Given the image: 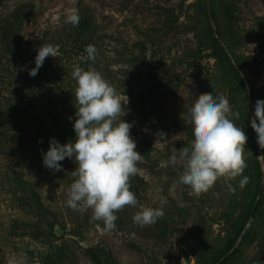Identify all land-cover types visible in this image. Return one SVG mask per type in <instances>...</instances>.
Here are the masks:
<instances>
[{
    "label": "rangeland",
    "instance_id": "1",
    "mask_svg": "<svg viewBox=\"0 0 264 264\" xmlns=\"http://www.w3.org/2000/svg\"><path fill=\"white\" fill-rule=\"evenodd\" d=\"M210 2L230 62L214 37L207 0H5L0 5V85L11 81L6 59L16 49L33 55L42 44L78 45L75 29L85 22L97 30L91 41L97 61L89 66L109 69L113 87L122 85L116 80L131 79L132 98L122 119L133 125L135 151L143 156L129 181L138 203L117 211L115 229L106 231L83 202L79 210L67 206L74 160L66 158L63 170L53 172L42 164V150L49 146L20 141L2 148L0 170L30 186L0 180V264H214L236 243L257 196L256 160L260 206L224 264H264V149L257 150L249 119L256 101L264 100V0ZM73 13L79 16L75 26L67 22ZM17 19L22 23L12 26ZM59 65L66 66L63 60ZM204 94L226 97L239 112V119L230 118L248 138L243 175L250 181L243 189L241 177H221L199 196L178 183L184 166L170 158H179L194 141L189 108ZM28 199L39 202L42 213ZM141 206L162 207L165 215L139 226L132 218Z\"/></svg>",
    "mask_w": 264,
    "mask_h": 264
},
{
    "label": "clouds",
    "instance_id": "2",
    "mask_svg": "<svg viewBox=\"0 0 264 264\" xmlns=\"http://www.w3.org/2000/svg\"><path fill=\"white\" fill-rule=\"evenodd\" d=\"M67 22L73 26L79 22L78 14H70ZM58 46L42 44L37 49L35 67L29 71L35 77L49 56L56 58ZM89 60H95L97 49L94 45L85 48ZM76 80V101L78 108L73 122L75 141L61 144L50 138L49 148L42 150V164L53 172L63 170L62 161L74 160L77 167L75 177L68 191L67 206L79 210L80 202L92 210L93 220H102L106 231L115 229V214L124 206H136L138 201L130 190V177L138 172V163L143 156L135 151L137 145L131 136L133 125L122 119L127 115L125 107L128 97L121 95L94 68L87 70L75 67L72 72ZM230 117L239 119L226 97L207 94L197 97L189 108V120L194 127V141L183 148L179 158L174 154L173 165L183 163L184 171L178 183L199 196L208 192L221 177H241L239 187L243 189L250 178L243 175L247 168L245 145L247 136ZM251 128L257 134V143L264 149V100L255 103ZM160 139L164 140L161 133ZM42 143V141H38ZM230 191L235 189L229 185ZM165 215L162 207L141 206L133 216L139 226L155 224ZM11 264V262H10ZM15 264H23L17 261Z\"/></svg>",
    "mask_w": 264,
    "mask_h": 264
},
{
    "label": "trees",
    "instance_id": "3",
    "mask_svg": "<svg viewBox=\"0 0 264 264\" xmlns=\"http://www.w3.org/2000/svg\"><path fill=\"white\" fill-rule=\"evenodd\" d=\"M4 1L5 0H0V5ZM212 17L214 21V15H212ZM21 23L22 19H17V23H13L12 26H16V24L20 25ZM80 23H83V20H80ZM83 24L84 26L80 24V28L77 27L75 29V34L78 33L81 39L79 44H71L68 40V44H61L58 47L59 56L45 59L43 66L39 69L35 77H31L29 71L35 67L34 61L38 48L33 55L19 53L18 48L15 51L16 54L13 53L11 60L6 59V63L8 65L10 64L9 76L11 77V81L6 85H2L3 82H1L0 85V150L4 147H8L9 150L13 147L14 142L20 141L26 146L27 144H32L33 147H46L49 146V140L53 137L61 144L75 141V138L69 139V137H75L73 122H70L69 117L75 118L74 113L76 108H78L75 96L77 83L72 77V72L75 67H80L85 70L90 68L89 61L93 60L88 59L85 48L91 44L93 34L97 33L94 27L91 29L85 22ZM15 34L16 32L12 37L11 43L16 42ZM217 45L226 60L230 62V57L224 46L218 41ZM6 47L8 51L12 50L11 44ZM12 60H15L13 65L11 64ZM62 60L66 65L63 68L59 65ZM94 61L96 62L97 59ZM92 68L102 73L103 77L109 83L114 84L113 76L111 75L112 72L109 71V69L98 68L95 65ZM234 71L239 77V73L235 68ZM118 82L122 83V85L114 86L117 92L122 95L125 94L129 99L132 98L131 94L133 88L131 86V79H129V77H123L122 79L116 80V83ZM119 88H122V90ZM38 141H42V143ZM256 165L259 182L258 195L261 189V168L257 160ZM4 179L9 180V185L13 187H19L21 183L30 186V182L25 181L26 179L13 178L10 174H7L6 171L0 170L1 182ZM32 195L35 197L34 192H32ZM27 203H30V206H32L34 210L42 213V206L39 202L28 199ZM253 204L248 208L247 214L243 219L241 225L242 231L250 217L256 214L260 206V202L258 201L256 207L252 210ZM224 254L221 255L219 259H221ZM231 256L232 253L229 254L221 264H224Z\"/></svg>",
    "mask_w": 264,
    "mask_h": 264
},
{
    "label": "water",
    "instance_id": "4",
    "mask_svg": "<svg viewBox=\"0 0 264 264\" xmlns=\"http://www.w3.org/2000/svg\"><path fill=\"white\" fill-rule=\"evenodd\" d=\"M207 15H208L209 21H210V23H211V25H212V28H213V34H214V37H215V39L221 44L220 37H219V35H218L217 31H216V28H215V26H214V21H213V17H212L211 2H210V0H207ZM234 68H235L236 71L239 73V69H238V67H237L236 65H234ZM256 147H257V150H258V143H257V141H256ZM262 188H263V186L261 185L260 192H259V194L257 195V197H256V199H255V202H254V204H253L252 210L256 207V205H257V203H258V200H259V197H260V194H261V190H262ZM250 218H251V217H250ZM247 223H248V222H247ZM247 223H246V225L244 226L243 231L241 232L239 238L237 239V241H236V243L233 245V247H232V248H231L226 254H224V256H223L221 259H219V261H218L217 263H215V264H221V263L223 262V260H224L229 254H231V253L234 251V249L236 248L237 243L240 241V239L242 238L243 234H244L245 231H246Z\"/></svg>",
    "mask_w": 264,
    "mask_h": 264
}]
</instances>
